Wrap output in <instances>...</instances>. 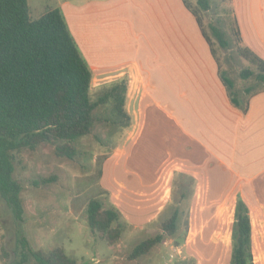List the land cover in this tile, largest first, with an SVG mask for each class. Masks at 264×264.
<instances>
[{
  "label": "crops",
  "instance_id": "obj_1",
  "mask_svg": "<svg viewBox=\"0 0 264 264\" xmlns=\"http://www.w3.org/2000/svg\"><path fill=\"white\" fill-rule=\"evenodd\" d=\"M230 3L242 44L264 59V0ZM59 7L95 85L128 78L130 125L105 160L114 170L111 204L142 228L167 205L175 174H186L202 204H232L231 222L237 199L247 205L253 248V236H264V91L249 97L245 113L230 103L182 0H64Z\"/></svg>",
  "mask_w": 264,
  "mask_h": 264
},
{
  "label": "trees",
  "instance_id": "obj_2",
  "mask_svg": "<svg viewBox=\"0 0 264 264\" xmlns=\"http://www.w3.org/2000/svg\"><path fill=\"white\" fill-rule=\"evenodd\" d=\"M182 2L194 15L210 47L230 103L245 113L249 97L264 91V59L242 44L234 16L232 41L221 22L208 25L221 49L227 52L233 46L235 53L248 63L240 69L239 78L253 79V84L242 90L235 89L204 30L203 12L210 8L209 1L196 0L197 8L189 0ZM92 78V70L60 8L48 9L32 18L28 0H0V198L16 223L25 221L22 185L14 177L17 154L48 144L53 146L56 157L74 160L79 154V139L93 134L95 124L124 131L130 125L131 119L125 108L127 76L104 84L95 99L91 95ZM52 180L53 176L41 178L40 182L46 184ZM194 187L191 176L175 174L170 203L158 216L160 231L135 244L128 255L129 260L149 254L167 237L177 238ZM85 222L90 233L109 246L118 243L125 225L117 208L106 206L99 197L87 201ZM231 226L228 264H254L249 211L241 199L235 204ZM13 254L15 259L10 264L29 261L33 264H77L62 249L49 252L33 249L21 234H15ZM9 259V251L0 244V261L8 264Z\"/></svg>",
  "mask_w": 264,
  "mask_h": 264
},
{
  "label": "rangeland",
  "instance_id": "obj_3",
  "mask_svg": "<svg viewBox=\"0 0 264 264\" xmlns=\"http://www.w3.org/2000/svg\"><path fill=\"white\" fill-rule=\"evenodd\" d=\"M63 1L28 0L30 16L37 18L48 9L60 8ZM67 1L76 5L85 0ZM189 1L197 8L196 0ZM208 1L210 8L203 12L204 30L212 40L222 68L228 72L226 76L233 80L235 89L242 90L253 84V79L245 81L239 78V71L248 64L247 61L235 53L233 46L227 52L221 49L208 26L221 22L232 41L234 6L230 0ZM95 83L92 80L93 99L99 94L100 88ZM92 133L79 139V154L74 160L56 157L53 146L48 144H42L34 151L24 150L17 154L14 177L22 185L25 221L16 223L0 198V244L10 253L8 264L15 259V234L24 235L33 249L44 252L62 249L77 264L229 263L232 204H202L201 199L194 194L189 200L186 214L182 215L177 238L167 237L149 254L137 260H129L128 255L135 244L160 231L158 217L149 224L135 222L144 225L137 228L134 223L126 221L121 213L125 221L124 231L118 243L112 246L93 236L85 222L86 204L91 197H99L106 206L112 205L108 186L114 170L111 171V166L105 160L119 146L125 132L124 129L116 130L115 127L107 128L97 123ZM156 159L153 165H156ZM52 176L54 180L46 184L40 182L41 178ZM35 182L37 185H34ZM253 237V262L264 264V236ZM0 264L3 262L0 261ZM26 264L33 263L29 261Z\"/></svg>",
  "mask_w": 264,
  "mask_h": 264
}]
</instances>
